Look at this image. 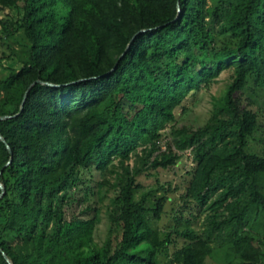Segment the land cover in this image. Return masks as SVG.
I'll list each match as a JSON object with an SVG mask.
<instances>
[{
    "label": "trees",
    "instance_id": "1",
    "mask_svg": "<svg viewBox=\"0 0 264 264\" xmlns=\"http://www.w3.org/2000/svg\"><path fill=\"white\" fill-rule=\"evenodd\" d=\"M5 10L20 16H1L0 40L22 42L8 59L20 67L0 76V88L15 89L0 116L18 113L33 82L59 85L35 84L20 114L0 121L12 151L0 141V170L11 159L0 175V248L13 264H158L163 253L168 264H205L224 247L228 264H264V152L250 144L259 127L250 96L264 90V0H0ZM224 71L207 120L172 128L185 136L176 145L192 147L181 200L204 214L201 231L161 236L145 216L148 194L134 200L136 179L175 164L163 130ZM92 169L98 185L118 190L101 245L96 217L74 211L94 196L83 178Z\"/></svg>",
    "mask_w": 264,
    "mask_h": 264
},
{
    "label": "rangeland",
    "instance_id": "2",
    "mask_svg": "<svg viewBox=\"0 0 264 264\" xmlns=\"http://www.w3.org/2000/svg\"><path fill=\"white\" fill-rule=\"evenodd\" d=\"M3 14H10L13 16H20L15 10H5L0 14V18ZM22 39L19 34L15 37L6 40H0V76L3 77L7 74L6 68L10 66L14 69H18L20 65L17 62L10 64L9 56L10 49L17 51ZM231 72H222L217 81L212 85L210 90L200 89L197 92H191L183 101L182 106L175 110L176 121L173 124L167 125L163 130V136L160 140L162 150H165L169 145L176 154L179 155V159L175 164L167 169H156L143 172L136 179L139 189L135 191V201L139 202L143 195L148 194L144 206L148 212L145 214L148 224L157 230L161 236H164L173 227L183 229L189 226L196 232H200L202 228L203 213L197 210V206L190 200L186 199V204L181 200V196L185 189L188 187L189 182L192 179V171L195 166L193 162L192 147L187 146L186 142L180 145H176L175 141L183 139L184 135H181L177 130H173L174 126L180 128L185 127H197L202 125L209 117L211 110L212 97H218L224 90L225 86L229 82ZM15 89L0 88V102L9 103L15 98ZM251 97L250 108L257 113L259 127L253 134V140L250 142L251 147L258 151L264 152V90L263 88L256 89ZM176 128V129H178ZM86 186L91 188L94 196H90L86 203L80 202L75 205L74 211L76 213L83 210L87 211L82 218L88 219L93 216L96 217V225L93 231V240L97 245H101L107 238L109 230L110 210L114 204L115 198L118 195V190L109 186L98 185L101 180L99 173L92 169L90 172L83 175ZM84 187L79 191L77 198H81L84 193ZM160 198H166L163 206V212L160 215V219L156 220L153 217L152 209L155 208L156 202ZM181 211L182 218L179 222L176 221L175 214ZM195 215L196 217H192ZM172 251V247L169 252ZM232 254L230 251L224 248H217L212 255L208 257L205 264H228L232 260ZM158 264H168L166 254L158 255Z\"/></svg>",
    "mask_w": 264,
    "mask_h": 264
},
{
    "label": "water",
    "instance_id": "3",
    "mask_svg": "<svg viewBox=\"0 0 264 264\" xmlns=\"http://www.w3.org/2000/svg\"><path fill=\"white\" fill-rule=\"evenodd\" d=\"M178 13H179V15H180V8H179V6H178ZM179 15L176 17V19L179 17ZM146 31H148V30H141V31H139L136 35H138V34H140V33H144V32H146ZM136 35L133 37L131 43H132L133 40L135 39ZM131 43H130V44H131ZM128 48H129V46H128ZM123 56H124V54L121 56V58H122ZM81 81H83V80H79L78 82H81ZM35 84H43V85H47V86H50V87H59V85H55V84H51V83H46V82H42V81H39V80L33 82V83L28 87V89L26 90V92L24 93V96H23V99H22V102H21V105H20V108H19L18 113L15 114V115H13V116H0V121L7 120V119H10V118H14V117H16V116H18V115L20 114V112H21L22 109H23V106H24L25 100H26V98H27V95H28L29 91L31 90V88H32ZM0 141H1L2 143L5 144V146H6L7 150H8V152H9V154L12 155V151H11L10 147L6 144L4 138L1 136V134H0ZM10 162H11V159H10V160L4 165V167L0 170V175H1L2 171H3V169H4L8 164H10ZM4 194H5V188H4V185L0 182V199H2V197L4 196ZM0 253L2 254V257L4 258V260H5V262H6L7 264H13L12 261L7 257V255L2 251L1 248H0Z\"/></svg>",
    "mask_w": 264,
    "mask_h": 264
},
{
    "label": "built area",
    "instance_id": "4",
    "mask_svg": "<svg viewBox=\"0 0 264 264\" xmlns=\"http://www.w3.org/2000/svg\"><path fill=\"white\" fill-rule=\"evenodd\" d=\"M161 149H162V147H161Z\"/></svg>",
    "mask_w": 264,
    "mask_h": 264
}]
</instances>
